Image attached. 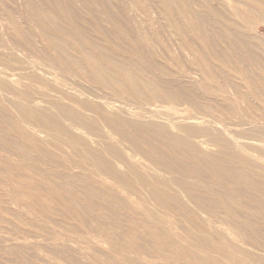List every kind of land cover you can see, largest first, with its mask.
<instances>
[{
	"label": "bare ground",
	"instance_id": "1",
	"mask_svg": "<svg viewBox=\"0 0 264 264\" xmlns=\"http://www.w3.org/2000/svg\"><path fill=\"white\" fill-rule=\"evenodd\" d=\"M1 1L0 222L92 264H264V0H97L85 26Z\"/></svg>",
	"mask_w": 264,
	"mask_h": 264
},
{
	"label": "rangeland",
	"instance_id": "2",
	"mask_svg": "<svg viewBox=\"0 0 264 264\" xmlns=\"http://www.w3.org/2000/svg\"><path fill=\"white\" fill-rule=\"evenodd\" d=\"M62 1L63 0H38V2L42 3L45 8L49 10V14L53 19L67 26L71 22L75 21L76 17L74 16L72 21L70 13L64 7L65 2ZM70 1L74 4V6H79L81 8L80 15L82 16V21L83 18L87 19V14L89 13L90 8H93L94 11L98 12L101 17L104 15L97 0L92 7L88 4L86 5L84 0ZM108 1L113 6L118 4V10L120 13L124 12L128 16L133 13L132 11H129L127 7L128 3H126V1L128 2V0ZM145 1L151 2L152 5L155 6L156 0ZM1 2L14 7H18L21 4V0H2ZM148 12L149 17L152 14L151 18H157V13L155 12L154 8L152 9L150 7ZM86 21H83L81 24H77L80 26L88 25L86 24ZM103 25L111 27V23L107 20L103 21ZM89 27L91 31L95 33L94 30L96 29L91 25H89ZM259 29L260 34H262V32L264 33V27L262 25L259 26ZM35 30L38 29L35 28ZM195 77L196 79L198 78L197 76ZM6 204L11 209L15 208V205L13 204ZM69 224L74 225V222ZM93 244L104 249L107 247L106 244L98 240H94ZM84 252L87 255L85 253L81 254L76 251L75 245L70 241L57 239L56 241L50 242L42 239L41 236H36L34 233H32L27 226L23 224H14L13 220L9 217L5 221L0 222V264H92L89 258V254L91 252L87 249H85ZM148 259H150V261H146V264H164V261L159 258Z\"/></svg>",
	"mask_w": 264,
	"mask_h": 264
}]
</instances>
